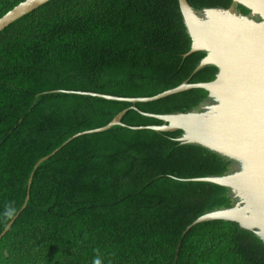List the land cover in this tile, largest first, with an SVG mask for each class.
<instances>
[{"label": "trees", "instance_id": "obj_1", "mask_svg": "<svg viewBox=\"0 0 264 264\" xmlns=\"http://www.w3.org/2000/svg\"><path fill=\"white\" fill-rule=\"evenodd\" d=\"M25 0H0V18ZM200 11L233 0H188ZM238 11L249 15L242 5ZM259 20V19H258ZM178 0H51L0 32V264H264V242L237 223L205 222L236 200L219 185L234 163L177 139L147 114L198 110L204 89L140 102L219 69L191 50ZM122 122L101 133L76 135ZM73 140L69 141L70 139ZM69 141V142H68ZM68 142L64 147L61 146Z\"/></svg>", "mask_w": 264, "mask_h": 264}, {"label": "water", "instance_id": "obj_2", "mask_svg": "<svg viewBox=\"0 0 264 264\" xmlns=\"http://www.w3.org/2000/svg\"><path fill=\"white\" fill-rule=\"evenodd\" d=\"M49 1H23L0 18V32ZM178 1L192 40L191 50L184 57L205 52L207 55L195 72L206 66H215L219 69L215 80L196 84L184 82L150 98H121L73 91L67 93L90 95L109 101H127L134 104L133 109H136L135 105L140 102L161 100L191 89L206 90L210 104L187 113L147 114L162 120L164 124L133 129L157 132L181 130L183 134L177 139L178 142L202 146L234 163L233 171L224 176L192 179L228 188L236 203L231 208L204 214L185 233L198 224L220 220L237 223L264 242V0H233L228 9L205 8L200 11L192 7L188 0ZM239 5L250 10V14L239 12ZM126 112L118 114L107 126L80 133L74 138L105 132L115 126H126L122 122ZM59 150L42 158L34 167L24 204L6 226L0 240L26 209L36 170Z\"/></svg>", "mask_w": 264, "mask_h": 264}, {"label": "clouds", "instance_id": "obj_3", "mask_svg": "<svg viewBox=\"0 0 264 264\" xmlns=\"http://www.w3.org/2000/svg\"><path fill=\"white\" fill-rule=\"evenodd\" d=\"M93 264H101L99 258L95 259V260L93 261Z\"/></svg>", "mask_w": 264, "mask_h": 264}]
</instances>
